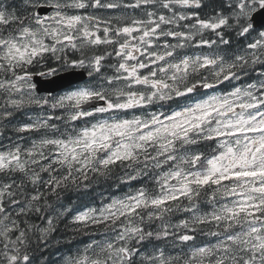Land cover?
<instances>
[{
    "label": "snow or ice",
    "instance_id": "snow-or-ice-1",
    "mask_svg": "<svg viewBox=\"0 0 264 264\" xmlns=\"http://www.w3.org/2000/svg\"><path fill=\"white\" fill-rule=\"evenodd\" d=\"M61 225V264H264V0H0V264Z\"/></svg>",
    "mask_w": 264,
    "mask_h": 264
},
{
    "label": "trees",
    "instance_id": "trees-1",
    "mask_svg": "<svg viewBox=\"0 0 264 264\" xmlns=\"http://www.w3.org/2000/svg\"><path fill=\"white\" fill-rule=\"evenodd\" d=\"M99 191V189H98ZM107 195V193H105ZM59 235V236H58ZM69 235H71L64 227V225H61L60 230L58 233L55 235V239L61 241L60 244H53V246L47 250L44 255L47 257L48 264H61V262L58 263L59 259L55 258V255L58 253H61L62 250H65L66 253L69 251L70 248H74L77 242H86L87 237L85 236H80L77 237V240L74 241L72 244H67L65 241L68 239ZM61 236L66 238V239H61ZM59 237V238H57ZM53 255V256H51ZM57 262V263H56Z\"/></svg>",
    "mask_w": 264,
    "mask_h": 264
},
{
    "label": "bare ground",
    "instance_id": "bare-ground-1",
    "mask_svg": "<svg viewBox=\"0 0 264 264\" xmlns=\"http://www.w3.org/2000/svg\"><path fill=\"white\" fill-rule=\"evenodd\" d=\"M51 256H53V255H51ZM55 258H56V261H57V259H58V256H55ZM57 263V262H56ZM58 263H59V261H58ZM60 264V263H59Z\"/></svg>",
    "mask_w": 264,
    "mask_h": 264
}]
</instances>
